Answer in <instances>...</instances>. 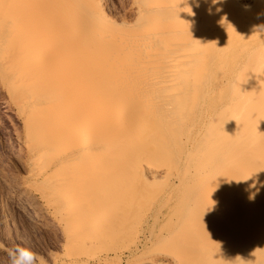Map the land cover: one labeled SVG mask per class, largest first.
<instances>
[{
	"label": "bare ground",
	"instance_id": "bare-ground-1",
	"mask_svg": "<svg viewBox=\"0 0 264 264\" xmlns=\"http://www.w3.org/2000/svg\"><path fill=\"white\" fill-rule=\"evenodd\" d=\"M108 2L0 0L19 196L63 233L39 264L104 263L161 218L178 264H264V0H132L121 23Z\"/></svg>",
	"mask_w": 264,
	"mask_h": 264
},
{
	"label": "rangeland",
	"instance_id": "rangeland-1",
	"mask_svg": "<svg viewBox=\"0 0 264 264\" xmlns=\"http://www.w3.org/2000/svg\"><path fill=\"white\" fill-rule=\"evenodd\" d=\"M107 1L109 2L105 8V13L112 21L121 23L133 20L134 15L132 10V0ZM22 138V122L18 119L16 112L10 106L7 96L0 87V264H10L8 250L15 248L17 245L29 247L31 250L46 260H48V258H46V256H48L47 254H49L48 252H54L58 254L62 253L61 244H63V233L60 234L62 231L59 230L58 227L56 228L55 224L53 225V222L51 219H49V217H43V215L39 213V209V212H37V210L36 212L34 211L37 209V206L33 205L32 199H27L28 197L25 198L24 196L22 197V195L19 196V192L22 191L23 184L26 182V175L24 171L25 152L22 145ZM117 191L116 193H119ZM21 197L23 199H21ZM151 198H153L154 202L152 199H150V201L156 203V197L152 196ZM11 199H13V202ZM29 204H31V206ZM18 205H21L22 207H19ZM116 207L118 206L116 205ZM116 207L113 206V208ZM136 207L138 206H135V208ZM138 210L139 209H135L134 214H136V211L138 212ZM45 218L47 220H45ZM145 220L141 221L143 223V225H141V222L136 223V220L134 219L135 222L133 221V223L137 224L138 226H132H134V229L137 227L136 230H134L132 226L131 227L133 230H130V226H128V229L132 234H134L133 231H137V234H134L135 237L133 236L134 238L131 237L132 234L129 231V233L125 231L128 229L123 228L124 226L119 228L121 231L117 230V233H111V235H108L109 239H107V242L108 244L111 243L108 246V249L110 248L111 250L112 248L111 252H105V247L107 248V242L103 244L105 247L101 244L102 248L99 247L100 244L98 245L97 243H102L103 240L97 242L96 244L98 245V248H101L97 249L98 252H105L106 254L110 255L108 257L110 259L107 258L106 261L104 260V263L101 264H178L174 258L169 255V253L166 254L165 252L169 247H171L169 249L173 251L172 246H170L171 244L164 240L163 241L166 242V244L162 240L159 241L158 239L161 238L156 235L158 234L157 231L160 226L165 223V219L161 218L157 223L158 226L157 224L152 226V221L150 219H148L149 221ZM58 231L61 232L59 233ZM148 232L149 234L150 232H153V234L148 235ZM130 234L131 236H129ZM148 236H151L152 238L150 237L147 239ZM110 238H112V241ZM137 238L139 240H137ZM104 241H106V239ZM132 242L135 243L132 244ZM162 242L164 244H162ZM135 246L138 248V250L135 251V254L134 252L130 254V256L126 254L120 261L115 258L118 260L117 262L113 259V252L125 253L127 252L125 247H128V250L132 249L134 251ZM116 249L120 251H117ZM111 259H113V261Z\"/></svg>",
	"mask_w": 264,
	"mask_h": 264
},
{
	"label": "clouds",
	"instance_id": "clouds-1",
	"mask_svg": "<svg viewBox=\"0 0 264 264\" xmlns=\"http://www.w3.org/2000/svg\"><path fill=\"white\" fill-rule=\"evenodd\" d=\"M219 2L215 0L214 3ZM10 264H39L42 259L37 253L29 247L17 245L13 249L8 250Z\"/></svg>",
	"mask_w": 264,
	"mask_h": 264
}]
</instances>
